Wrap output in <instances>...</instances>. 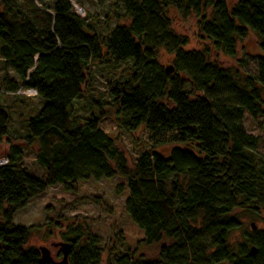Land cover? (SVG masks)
<instances>
[{"label":"trees","instance_id":"trees-1","mask_svg":"<svg viewBox=\"0 0 264 264\" xmlns=\"http://www.w3.org/2000/svg\"><path fill=\"white\" fill-rule=\"evenodd\" d=\"M118 1L124 23L101 31L70 0H0V145H10L0 165V264H52L31 244L37 227L11 228L31 199L114 178L125 182L115 192L126 190L124 212L143 238L130 252L107 250L110 264H264V227L243 229L246 215L264 224V139L243 126L245 113L264 117V0ZM171 13L192 19L199 50L187 49ZM249 34L260 40L252 72L220 66L217 55L234 58ZM108 64L129 66L108 94L117 130L142 133L146 149L132 166L100 128L103 109L93 103L98 115L82 120L73 112L92 68ZM20 88L41 106L12 145L16 104L2 101ZM25 149L36 174L23 165ZM80 227L64 229L67 263L100 264V238Z\"/></svg>","mask_w":264,"mask_h":264},{"label":"rangeland","instance_id":"rangeland-1","mask_svg":"<svg viewBox=\"0 0 264 264\" xmlns=\"http://www.w3.org/2000/svg\"><path fill=\"white\" fill-rule=\"evenodd\" d=\"M226 1L231 6L238 0ZM70 2L80 17L88 19L101 31L102 28L106 30L114 24L124 23L123 19L116 22L115 15L120 13V10L116 8V5H119L118 0H70ZM171 19L173 30L188 38L187 49L199 50L203 46L204 42L198 38L192 19L182 22L172 13ZM259 43L260 40L254 34H249L247 39L238 42L234 58L219 54L217 63L222 67L236 70L239 74L251 73L252 58L260 55ZM164 61L165 64L169 62V60ZM238 61H244L246 64L240 68ZM128 68L129 66L126 64L93 67L88 82L83 87V93L73 103V112L75 117L82 120L90 113L98 115V109L94 107L93 103L103 109L102 111L107 114V117L101 121L100 128L116 142L123 151L127 163L132 166L138 151L146 149L142 133L138 131L128 135L117 130L112 110H110L111 99L108 94V90L113 88L117 81L122 82L125 79ZM1 75L0 64V77ZM8 76L12 79L15 78L12 72H9ZM21 88L14 94L15 96H7L6 100L2 101L3 105L9 104L11 101L16 104L12 111V125L9 128L12 145H17L19 142L14 138L18 139L25 134L24 119L32 117L31 115L41 106V100L33 92ZM18 99L20 100L17 103ZM243 126L247 133L264 139V117L252 120L245 113ZM9 147L10 145L5 142L0 145V165L6 163V159L2 157L4 153L8 152ZM23 155L24 167L34 174L38 173L32 151L25 149ZM4 159L5 161H3ZM120 184H125L124 180L120 178L80 182L75 193L66 192L60 186L48 188L42 195L31 199L23 209L15 213L11 228L37 227L34 230L35 236L31 244L37 249H47L51 260L59 262L62 258L59 245L67 243L62 239L64 229L70 224L80 225L82 231L86 228L88 232L100 238V248L103 249L100 264H110L107 250L113 249L115 253L124 254L134 250L137 242L143 238L142 232L130 222L124 212L126 190L124 189L119 194L115 192V187ZM52 221H58L60 229L50 225ZM251 224L257 228L264 227V224L246 215L243 218V229L249 228ZM119 238L121 240L118 242ZM235 238L240 240L239 234Z\"/></svg>","mask_w":264,"mask_h":264},{"label":"water","instance_id":"water-1","mask_svg":"<svg viewBox=\"0 0 264 264\" xmlns=\"http://www.w3.org/2000/svg\"><path fill=\"white\" fill-rule=\"evenodd\" d=\"M250 227H251L252 230L255 229L254 224H251ZM59 247L61 248L60 251H61V253H62V258H61V260H60L59 262H53V261L50 259L49 255H48V253H47V249H45V248H40V249H39V252H40V255H41V259H42V261H43V262L51 261L52 264H68V263H67V257H68V255H69V253H70V247H71V246H70L69 244H67V243H63V244H60ZM254 252H255V251H254V249L252 248V249H250L249 254H250V255H253Z\"/></svg>","mask_w":264,"mask_h":264},{"label":"bare ground","instance_id":"bare-ground-1","mask_svg":"<svg viewBox=\"0 0 264 264\" xmlns=\"http://www.w3.org/2000/svg\"><path fill=\"white\" fill-rule=\"evenodd\" d=\"M30 92H33L34 93V91L33 90H30ZM35 94V93H34ZM3 161H5V159L3 160ZM62 254V253H61ZM62 257V256H61Z\"/></svg>","mask_w":264,"mask_h":264}]
</instances>
